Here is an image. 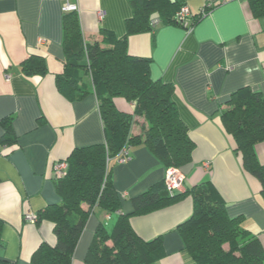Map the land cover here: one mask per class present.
I'll return each mask as SVG.
<instances>
[{"label":"crops","instance_id":"crops-1","mask_svg":"<svg viewBox=\"0 0 264 264\" xmlns=\"http://www.w3.org/2000/svg\"><path fill=\"white\" fill-rule=\"evenodd\" d=\"M84 39L102 40V29L118 37L127 33L133 14L129 0H75ZM192 13L206 4L215 7L188 31L159 25L153 31L131 34V54L152 59L151 74L174 85L173 98L196 144L193 161L182 170L183 190L212 181L223 195L230 215H243V224L264 245V199L258 180L246 172L234 139L222 125L221 112L233 91L250 86L264 95V15H252L248 0H185ZM62 0H0V120L13 117L18 142L9 154H0V218L5 246L0 257L10 264H33L42 242L54 244L53 223L26 219L60 201L54 181V163L66 159L75 147L105 139L98 100L91 93L70 101L56 87L64 69ZM99 11H103L100 17ZM32 54L45 58V75L25 76L21 62ZM127 111L132 103L117 99ZM144 125L140 117L133 131ZM4 127L0 122V136ZM264 163V141L256 144ZM166 167L144 146L113 167L121 210L109 214L95 208L75 249L72 264H87L85 256L95 230L103 223L111 230L120 213L133 209L132 199L165 178ZM182 190V191H183ZM187 197L163 209L134 215L131 223L144 239L164 235L166 255L153 264H193L184 250L177 226L192 213Z\"/></svg>","mask_w":264,"mask_h":264},{"label":"trees","instance_id":"trees-1","mask_svg":"<svg viewBox=\"0 0 264 264\" xmlns=\"http://www.w3.org/2000/svg\"><path fill=\"white\" fill-rule=\"evenodd\" d=\"M252 15H264V0H248ZM133 14L126 19L127 33L118 37L102 29V40L84 39L78 12L64 11V69L56 76V87L70 101L93 93L103 124L102 142L75 147L66 157L64 175L54 174L60 201L40 209L35 222L53 223L56 241L42 242L32 255L33 264H72L75 249L95 208L109 214L119 212L121 198L116 190L113 167L120 154L131 157L133 148L144 145L165 167L181 170L193 161L196 144L179 115L174 85L151 74L152 59L131 54V34L155 30L159 25L188 29L206 16L215 5L192 13L187 24L179 17L185 0H129ZM157 19L158 23L153 24ZM45 58L32 54L21 62L27 77L48 72ZM132 103L131 111L121 109L117 99ZM144 119L139 132L134 124ZM222 125L235 141L243 168L260 183L264 199V163L256 144L264 141V95L246 85L232 92L221 112ZM0 154H9L18 137L13 117L0 120ZM129 160V159H128ZM166 174V173H165ZM191 197V215L177 226L184 250L193 264H264V245L243 224V215L232 216L219 189L210 180L170 193L165 178L132 199L133 209L120 213L111 230L100 223L85 256L87 264H153L165 255L164 235L144 239L133 228L131 217L144 215ZM4 221L0 218V249ZM0 264L10 262L0 257Z\"/></svg>","mask_w":264,"mask_h":264},{"label":"built area","instance_id":"built-area-1","mask_svg":"<svg viewBox=\"0 0 264 264\" xmlns=\"http://www.w3.org/2000/svg\"><path fill=\"white\" fill-rule=\"evenodd\" d=\"M63 4H62V8L64 11H76L79 12V5L77 3V1L75 0H62ZM209 5V4H206ZM100 17L103 16V11H99ZM191 16V11L188 5H184L179 13H178V17L184 21L185 24H187V22L189 21V17ZM153 24H157L158 20L154 19ZM192 27L188 28V31H192ZM1 148V147H0ZM120 159L119 161L121 162H125L127 161L130 156L128 155V153H122L120 154ZM68 167V163L65 159L62 160H58L54 163V174H58V175H64L66 172V169ZM184 180H185V174L183 173V171L179 168H175V167H171L168 168V170L166 171L165 174V183H166V187L167 190L170 193H173L177 190H181L184 184ZM26 219L30 220V221H35L36 220V215L32 214V213H28L26 215Z\"/></svg>","mask_w":264,"mask_h":264},{"label":"rangeland","instance_id":"rangeland-1","mask_svg":"<svg viewBox=\"0 0 264 264\" xmlns=\"http://www.w3.org/2000/svg\"><path fill=\"white\" fill-rule=\"evenodd\" d=\"M211 5H213V4H209V5H206V6H211ZM182 7H183V6H182ZM182 7H181V8H182ZM179 11H180V10H179ZM178 13H179V12H178ZM206 15H207V14H206ZM181 190H183V187H182V189H181Z\"/></svg>","mask_w":264,"mask_h":264}]
</instances>
